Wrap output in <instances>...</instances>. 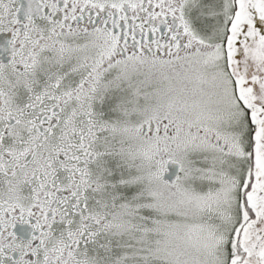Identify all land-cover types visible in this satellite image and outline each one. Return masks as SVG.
Here are the masks:
<instances>
[{"label":"snow or ice","instance_id":"6c2138e0","mask_svg":"<svg viewBox=\"0 0 264 264\" xmlns=\"http://www.w3.org/2000/svg\"><path fill=\"white\" fill-rule=\"evenodd\" d=\"M0 264H264V0H0Z\"/></svg>","mask_w":264,"mask_h":264}]
</instances>
